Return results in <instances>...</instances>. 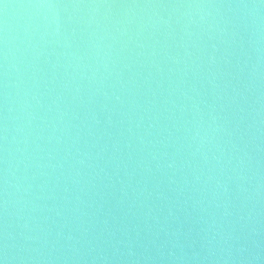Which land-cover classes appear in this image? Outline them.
Segmentation results:
<instances>
[{
  "label": "water",
  "instance_id": "1",
  "mask_svg": "<svg viewBox=\"0 0 264 264\" xmlns=\"http://www.w3.org/2000/svg\"><path fill=\"white\" fill-rule=\"evenodd\" d=\"M0 264H264V0H0Z\"/></svg>",
  "mask_w": 264,
  "mask_h": 264
}]
</instances>
